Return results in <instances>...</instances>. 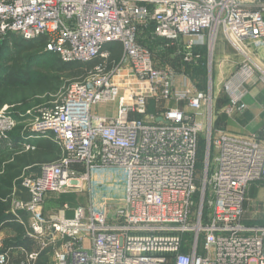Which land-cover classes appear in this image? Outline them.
I'll return each instance as SVG.
<instances>
[{
    "label": "built area",
    "instance_id": "1",
    "mask_svg": "<svg viewBox=\"0 0 264 264\" xmlns=\"http://www.w3.org/2000/svg\"><path fill=\"white\" fill-rule=\"evenodd\" d=\"M149 28L148 38L161 41L157 51L140 43ZM7 33L45 39L43 49L61 62L92 67L30 120L28 138L53 141L60 156L21 177L29 201H11L14 222L29 213L25 237L36 249L0 238V264H37L45 251L53 264H264V223L244 218L249 185L264 180V146L255 134L216 126L211 84L207 91L183 84L182 66L155 56L170 49L197 65L198 48L220 33L242 58L222 84V112L245 111L244 85L264 83L251 57L264 50V0H0V39ZM111 102L114 115L94 111ZM8 109H0L1 140L15 127ZM105 169L125 181L120 204L101 208L90 197L87 209L64 203L44 216L48 194L86 184L90 194L92 172Z\"/></svg>",
    "mask_w": 264,
    "mask_h": 264
},
{
    "label": "rangeland",
    "instance_id": "2",
    "mask_svg": "<svg viewBox=\"0 0 264 264\" xmlns=\"http://www.w3.org/2000/svg\"><path fill=\"white\" fill-rule=\"evenodd\" d=\"M13 37H19L18 34H14ZM205 45H202L203 51L201 52L203 58L201 62L197 65L193 64L189 66V69L181 67V72L186 75V79L183 80V84H188L191 87L196 89L207 91L208 84H211L212 87V100H213V111L216 112L218 107H223L226 105V100H228L227 96L222 90V84L226 82V77L234 67L238 68V62L242 61L241 56L236 53L227 43L223 40L221 34L219 33L213 41V37H208ZM218 39L222 40L223 46L220 51H218L217 46L216 50L213 53V61L210 65V54L208 50V46L213 47L214 43L218 41ZM13 49V48H12ZM211 50V49H210ZM172 50H165L160 54H155L157 60L161 62L163 58H168V53ZM173 52V51H172ZM211 59H212V50H211ZM254 60V59H253ZM255 62V61H254ZM237 64V66H236ZM61 64L58 62V58L48 56L45 59H40L38 61H33V63L25 64V66L31 71V75L28 83L22 85H7L5 83L0 82V102L4 101L0 104V109L5 106L8 107V113L12 118L15 119V127L9 133V135H20L29 137V127L31 125L30 120L35 117L37 111L43 107H48L52 103L58 100L60 93L67 87V85L73 81L82 80L85 75L89 72V68L85 70H81L80 73H75L72 75H68L65 72L60 75L58 69ZM236 68V69H237ZM235 69V71H236ZM201 72L203 75L202 83L194 78L197 74ZM234 71V72H235ZM33 72V73H32ZM264 72V71H263ZM225 80V81H223ZM211 81V82H210ZM222 82L220 86L218 82ZM263 85V84H262ZM248 86V85H247ZM244 85V87H247ZM248 104V103H247ZM3 105V106H2ZM256 106L248 105L247 115L249 111L257 110ZM116 104L111 103H101L94 111L102 116H111L115 114ZM154 106L153 101L149 103V112H153ZM264 118V114H262ZM246 117V116H245ZM245 117L243 118V128L238 125L235 126L234 121H229L227 126L237 128L238 132H243L244 135L240 137L243 138H251L252 133H248L249 130L245 128ZM224 122V121H223ZM215 125H218L217 121H214ZM228 127V128H229ZM232 129V128H231ZM229 131V130H228ZM256 132V131H253ZM231 135L239 136L234 134L232 131H229ZM247 133V134H246ZM10 137V136H9ZM36 139V138H34ZM11 143V140L7 141V143ZM9 144L3 146L2 148L7 150L9 148ZM261 145L264 146V141L260 142ZM206 150V142L204 136H200L199 139V163L197 166V172L201 177L202 167H203V154L205 155ZM119 171L114 170H98L93 171L90 178V194L87 184L85 185V189L81 192L78 190L72 189L65 194L60 195L55 199V201H63L69 200L73 203L84 204L89 207L90 205V197L91 200L99 206L103 208L105 204L116 206L120 204L123 200L124 195V187L125 181ZM34 175V174H33ZM198 175V176H199ZM260 187L258 190L256 187H250L247 190L246 195V206H245V215L248 217H255L257 212L261 210L264 205V180L260 181ZM75 193V194H74ZM82 193V194H81ZM73 194V195H72ZM77 194V195H76ZM255 194V195H254ZM76 195V196H75ZM254 196V197H253ZM75 198V199H74ZM77 198V199H76ZM82 198V199H81ZM255 198H261V200H257ZM45 204V203H44ZM48 206L52 207L54 210V203H47ZM58 205V204H57ZM82 206V205H81ZM56 207V206H55ZM57 212V211H56ZM42 213L44 214V208ZM45 216V215H44ZM46 217V216H45ZM34 243V242H33ZM34 250L37 245L34 243ZM38 264V263H37ZM46 264H53L50 257L46 261Z\"/></svg>",
    "mask_w": 264,
    "mask_h": 264
},
{
    "label": "trees",
    "instance_id": "3",
    "mask_svg": "<svg viewBox=\"0 0 264 264\" xmlns=\"http://www.w3.org/2000/svg\"><path fill=\"white\" fill-rule=\"evenodd\" d=\"M149 31L150 28L144 31L143 35L140 37V43L147 48L157 51L159 42L161 41H151V39L148 38ZM13 35L12 33H7L0 39V82L8 86L28 83L31 71L25 64L45 59L48 56L58 58L43 49L45 39L27 41L21 37H13ZM112 48L113 51L115 50L113 52L114 57H118L120 54V45L115 44ZM169 50L170 49H168V52ZM172 51L168 53L167 59H161V63L169 64L179 69L181 66L189 69V65L182 64L179 58L172 56ZM160 53L162 52L160 51ZM58 62L61 64V67L58 69L60 75L64 74L63 72L68 75L77 74L80 73L81 70L85 72L86 69L92 67V63L67 64L61 62L59 59ZM196 74L194 78L202 83L203 75L200 71ZM3 102L4 101L0 102V104ZM257 134L260 140H264V126ZM34 138L36 137L32 136L28 138L26 135L24 137L11 134L8 140L0 139V224L5 222L2 227L11 229L16 233V236L10 241L9 245L24 246L29 251L34 250V243L25 237V231L19 224L9 221L12 219L9 212L10 200L11 197H15L18 200L25 202L29 201L30 195L28 191L20 184L21 177L28 173L37 174L40 165L53 162L60 156V149L56 143L44 138ZM9 140H11V143L9 142V148L7 150L3 149V146L9 144L7 143ZM24 143H30L34 149L25 150L23 147ZM48 258L47 251L43 252L38 264H46Z\"/></svg>",
    "mask_w": 264,
    "mask_h": 264
},
{
    "label": "crops",
    "instance_id": "4",
    "mask_svg": "<svg viewBox=\"0 0 264 264\" xmlns=\"http://www.w3.org/2000/svg\"><path fill=\"white\" fill-rule=\"evenodd\" d=\"M222 38H223V36H222ZM223 40L225 41L224 38H223ZM227 45H229V44L227 43ZM216 46H217L218 51H220V49H222V47L224 48L221 39H218L216 44L214 43V45L212 47V61H213V53L216 50ZM198 50L200 52L203 51L202 47H199ZM251 57H252V59H254L253 60V61H255L254 63H256L257 66L261 70L264 71V50H261V51H258V52H252L251 51ZM202 58H203V55H202ZM239 64H240V62H238V65ZM236 66H237V64H236ZM236 68L234 67V69H231V71L229 72V74L227 75L225 80H228L229 78H231V76L235 73L234 71H235ZM225 80H223V81H225ZM223 81L222 82L221 81L218 82V85L220 86V84H222ZM246 91H247V93H246V95L243 98V102L246 104L247 109H248V105L250 106V110H251V106H256L257 105L258 107H257L256 112L253 111V113H252V111H249V113L247 115V109H245V111H243L241 113H237V114H235V115H233L231 117H228L227 115L223 114V112H222L223 108L225 106V104H224L223 107H221V108L218 107L217 108L216 112H214V117H215V121H217V123H218V126H222L227 132L232 131L234 134H237V135L241 136V135H244L243 132H238L237 128L233 129L234 127L227 126V123L229 121H234L235 126L238 125L239 127H242L243 126V118L246 116L245 117V122H246L245 123V128H246V130H249L248 133L251 132L252 134H255L257 136L258 135L257 134L258 131L264 126V118L262 116V114H264V83L259 82V81H257L255 79V81H253L252 83L248 84V86L246 87ZM226 103H227V101H226ZM181 108H183V107H181ZM253 131H256V132H253ZM260 141H264V140H260ZM260 183H261L260 181L254 182L251 185H249L248 188H250L251 186L252 187L255 186L256 189L258 190L260 187H262V185H260ZM78 192H81V191H78ZM59 196H60L59 194H48L47 195L46 201H45V204H44V215L46 217H48L51 214L56 213V211L60 210L64 203H68L71 206H81L82 205V207H84L85 209L88 208L87 206H85V203L84 204H78V203H73V202H71L69 200L55 201V199L57 197H59ZM12 199H16V198L15 197H13V198L11 197L10 208H11ZM255 199H257V198H255ZM258 199L261 200V202H263V200L261 198H258ZM16 200H18V199H16ZM47 203H51V204L54 203L55 206H56V207L54 206V208H57V207L58 208L54 210L52 207H46V206H48ZM245 206H246V202H245V205H244V218H245V220L247 222L259 223V224L264 223V205L262 206L261 210H259L257 212V214H256V216L254 218L253 217H248V216L245 215ZM7 214H8V212H7ZM19 214H20V219H21L23 224H21L19 222H15V223L19 224L22 227V229L26 232V229H28V227H29L30 215H29L28 212H25V211H21ZM10 216H11V214H10ZM67 216L70 217L71 216V212H68ZM11 218L12 219H10L9 221H13L14 222V220H13L14 218L12 216H11ZM4 223L0 224V238L2 239V241L6 245H9L10 241L16 236V233H15V231H13L11 229H7V228L2 227L4 225Z\"/></svg>",
    "mask_w": 264,
    "mask_h": 264
}]
</instances>
